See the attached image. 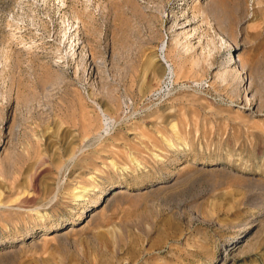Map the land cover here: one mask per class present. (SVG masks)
<instances>
[{
    "label": "rangeland",
    "instance_id": "1",
    "mask_svg": "<svg viewBox=\"0 0 264 264\" xmlns=\"http://www.w3.org/2000/svg\"><path fill=\"white\" fill-rule=\"evenodd\" d=\"M0 264H264V0H0Z\"/></svg>",
    "mask_w": 264,
    "mask_h": 264
},
{
    "label": "bare ground",
    "instance_id": "2",
    "mask_svg": "<svg viewBox=\"0 0 264 264\" xmlns=\"http://www.w3.org/2000/svg\"><path fill=\"white\" fill-rule=\"evenodd\" d=\"M164 48V44L162 45V48H160V50H162ZM160 61L165 62L162 58H160Z\"/></svg>",
    "mask_w": 264,
    "mask_h": 264
}]
</instances>
